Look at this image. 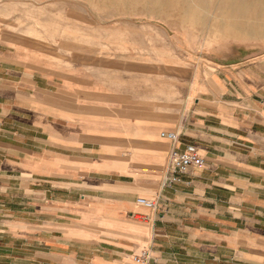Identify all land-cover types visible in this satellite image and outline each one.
<instances>
[{
    "label": "crops",
    "instance_id": "crops-1",
    "mask_svg": "<svg viewBox=\"0 0 264 264\" xmlns=\"http://www.w3.org/2000/svg\"><path fill=\"white\" fill-rule=\"evenodd\" d=\"M5 49L0 264H264V54L213 56L174 111L169 81L43 88ZM187 144L205 165L167 184Z\"/></svg>",
    "mask_w": 264,
    "mask_h": 264
},
{
    "label": "rangeland",
    "instance_id": "rangeland-1",
    "mask_svg": "<svg viewBox=\"0 0 264 264\" xmlns=\"http://www.w3.org/2000/svg\"><path fill=\"white\" fill-rule=\"evenodd\" d=\"M0 47L14 75L24 67L43 88L59 79L132 94L141 82L162 105L169 81L179 111L213 56L264 54V0H0Z\"/></svg>",
    "mask_w": 264,
    "mask_h": 264
},
{
    "label": "built area",
    "instance_id": "built-area-1",
    "mask_svg": "<svg viewBox=\"0 0 264 264\" xmlns=\"http://www.w3.org/2000/svg\"><path fill=\"white\" fill-rule=\"evenodd\" d=\"M163 137L175 142L178 138L176 132H162ZM170 175L167 184H173L181 181V177L188 173L191 168L202 167L205 165V159L200 156L194 144H187L183 149H174L170 152ZM137 203L146 208H153L156 206L155 201L139 197ZM150 259L148 252L144 251L138 258V262L146 264Z\"/></svg>",
    "mask_w": 264,
    "mask_h": 264
}]
</instances>
